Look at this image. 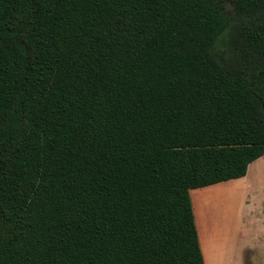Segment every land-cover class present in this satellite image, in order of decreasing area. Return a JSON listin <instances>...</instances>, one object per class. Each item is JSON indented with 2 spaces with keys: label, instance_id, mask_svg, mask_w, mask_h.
Returning <instances> with one entry per match:
<instances>
[{
  "label": "trees",
  "instance_id": "trees-1",
  "mask_svg": "<svg viewBox=\"0 0 264 264\" xmlns=\"http://www.w3.org/2000/svg\"><path fill=\"white\" fill-rule=\"evenodd\" d=\"M263 156L264 0H0V264H204Z\"/></svg>",
  "mask_w": 264,
  "mask_h": 264
},
{
  "label": "rangeland",
  "instance_id": "rangeland-1",
  "mask_svg": "<svg viewBox=\"0 0 264 264\" xmlns=\"http://www.w3.org/2000/svg\"><path fill=\"white\" fill-rule=\"evenodd\" d=\"M251 166L245 177L200 193L204 264H264V156Z\"/></svg>",
  "mask_w": 264,
  "mask_h": 264
},
{
  "label": "crops",
  "instance_id": "crops-1",
  "mask_svg": "<svg viewBox=\"0 0 264 264\" xmlns=\"http://www.w3.org/2000/svg\"><path fill=\"white\" fill-rule=\"evenodd\" d=\"M252 164L249 165L248 167V170H247V174L249 173L250 171V167ZM246 174V175H247ZM204 189V188H202ZM202 189H199L198 192H196V190H193V191H190V194L194 193V195H190V198H191V203H192V209H193V214H194V219H195V225H196V230H197V234H198V239H199V244H200V249H201V252L203 253V249H202V241L204 240V231L202 229V226L199 222V219L198 217L200 218V221L202 222L201 220V217H202V208H201V204L197 203V202H201L203 199H204V195L202 196L200 193L201 191L203 192L204 190ZM198 194V195H197ZM192 196V197H191ZM254 197V196H253ZM245 204H248V201H245ZM264 211V208L262 209V212ZM198 215V217H197ZM201 217H200V216ZM198 226V227H197ZM205 260V259H204ZM234 260H232L233 262Z\"/></svg>",
  "mask_w": 264,
  "mask_h": 264
},
{
  "label": "bare ground",
  "instance_id": "bare-ground-1",
  "mask_svg": "<svg viewBox=\"0 0 264 264\" xmlns=\"http://www.w3.org/2000/svg\"><path fill=\"white\" fill-rule=\"evenodd\" d=\"M206 194V193H205ZM190 195H192V194H190ZM192 197V196H191ZM197 217H198V215H197ZM198 219H199V217H198ZM198 227V226H197Z\"/></svg>",
  "mask_w": 264,
  "mask_h": 264
}]
</instances>
